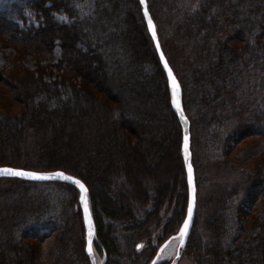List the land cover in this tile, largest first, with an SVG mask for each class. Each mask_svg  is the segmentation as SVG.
<instances>
[{"label": "trees", "instance_id": "16d2710c", "mask_svg": "<svg viewBox=\"0 0 264 264\" xmlns=\"http://www.w3.org/2000/svg\"><path fill=\"white\" fill-rule=\"evenodd\" d=\"M146 5L163 54L181 86L195 175L198 166L208 162L224 163L240 175L238 182L217 189L203 201L209 209L205 227L212 236L207 245L200 240L195 231L196 212L187 251L192 252L195 264H264V0H146ZM80 12L85 15L81 17ZM56 15L66 21L57 20ZM101 23L114 32L105 38L95 35L90 42L89 33L96 34V25L102 31ZM118 25L125 32L117 31ZM47 30L54 31L46 40L47 46L52 41L49 49L41 38ZM122 41L125 46L120 51L108 49ZM8 46L16 55L8 67L0 68V84L23 111L7 113L2 109L10 101L0 102V167L38 173L62 171L81 180L92 200L105 264H118L114 226L130 232L132 239L149 242L152 230L166 225L160 221L161 211L175 209L172 184L168 193L156 195L153 183L154 188L146 191V205L143 189L132 195L120 189L116 196L111 190L114 172L122 171L119 173L127 182L132 172L117 168L113 157L134 150L139 136L151 132L150 138L165 142L161 144L165 151L167 143L173 147L181 174L179 192L175 191L180 203L177 220L169 221L157 244L176 234L188 201L182 130L139 1L0 0V48ZM56 47L60 56L53 62ZM26 50L35 56L34 68L22 64ZM71 53L85 68L99 72L107 68L108 75L98 84L80 72ZM175 56L179 60L174 63ZM50 76L53 79L47 80ZM60 87L78 92V98L89 107L74 115V101L67 96L58 106L46 108L37 89L51 90V98ZM47 125L57 126L50 143L44 138ZM62 137L66 141H61ZM31 142L39 151L38 163L27 162L34 154ZM241 143L244 148L231 158ZM49 146L54 147V153L67 151L78 156L88 175L73 173L63 164L41 168L40 160L50 154ZM139 172L147 176V171ZM195 179L198 202L201 181ZM5 180L8 184L0 186V264H72L66 262L68 256L59 253L66 255V235L71 237L70 225L81 214L77 190L60 182L16 178L0 182ZM134 183L130 185L133 192ZM51 202L57 205L56 217L50 216ZM50 240L55 248L43 251L42 246ZM79 244L76 251L83 258ZM137 260L129 263H140Z\"/></svg>", "mask_w": 264, "mask_h": 264}, {"label": "rangeland", "instance_id": "374dc122", "mask_svg": "<svg viewBox=\"0 0 264 264\" xmlns=\"http://www.w3.org/2000/svg\"><path fill=\"white\" fill-rule=\"evenodd\" d=\"M87 4L88 3L85 4L86 8L89 7V5H87ZM82 15H85V14L80 12L81 17H82ZM56 19L59 21H66V19L64 17L59 16V15H56ZM30 21L35 23V21L32 17L30 18ZM117 23L118 22H116V24ZM119 24H120V22H119ZM101 27H102V31L99 30L98 26L96 25L95 26L96 34H94L93 32L89 33L88 40H90V42H91V40L94 39L93 36H95V35H97L98 37L105 38L107 35L114 32L109 26L106 27V25L104 23H101ZM80 29L85 30L86 28L85 29L80 28ZM49 31L47 30V32H45L44 35L41 36V38L43 39V44H44V46H46L47 49H49L50 46H52V41H51L50 45H48V46L45 45L47 37L50 34H53V32H54L51 30V32L49 33ZM117 31L125 32V28L122 25H118ZM68 40H65L67 44H68ZM124 46H125V43H124V41H122L120 44H117L114 47L112 45H110V47L108 46V49L110 48L114 51H117V50L120 51L119 49H123ZM66 49H68V48H66ZM104 50H105V52L107 51L106 49H104ZM15 55H16L15 52L13 51V49H11L10 46H8L6 48L1 47L0 48V68L8 67L9 60L12 57H14ZM101 55L103 56V58H105L104 52H102ZM21 56H22L21 60L23 61L22 64L24 63L25 66H28L30 68H34L35 56L33 55V52H29L28 50H26L23 52V55H21ZM59 56H60V51L56 47L53 51V62H55L59 58ZM70 57H72L75 60V62L77 64V66L79 67L81 73H85L89 77L94 78L97 83L98 82L101 83V81L103 80V75H108L109 70L107 68L104 71L100 70V72L97 70L92 71V68L91 69L85 68V65H84L85 63L78 60L76 55L71 53ZM175 59H176V61L179 60L175 56V58L173 59L174 63H175ZM53 71H54L53 73H55V70H53ZM134 78H136V77L134 76ZM46 79L52 80L53 76L47 77ZM139 81H140V78H139ZM37 90L40 91V96H38V97H40V102H42V104L46 108H49V109H51L53 106H58V104H59L58 102L60 100L63 101L65 98H67V96H69V98H72V100L74 101V102H71V103H73L74 107H76L74 115H76L79 110L84 109V108L86 109L89 107L88 102H85L84 100H80V98H78V92H76V91L69 93V91L67 89L60 87V92L59 93L57 92V96L52 95V97L50 98L51 90L47 91V88H45L44 90L43 89H37ZM75 93L77 94V96L74 95ZM57 97H59V100ZM75 97H77V99H75ZM9 98H10V93H9L8 89L5 88L4 84L3 85L0 84V102L3 103V99H5L6 101H8V100L10 101ZM45 99H47V101H45ZM19 102L22 103V100H20ZM0 107H2V105H0ZM2 110L7 112V113H10V114H12V113L19 114L23 111V107L20 105V103L14 102V100H12V101H10L9 104H7V106H3ZM60 127H62V125H60L58 127V129H60ZM56 128H57V126L51 127L49 125H47L45 127L44 138H45V140L48 141V143H50L51 138L53 137L54 131ZM135 130L138 132V134L142 133L141 128L135 127ZM150 136H151V132H148L147 134H141L139 136L138 141H137V143H138L137 147L134 148V150L126 151V153L121 152V154H119V156H117V154H116V156H114L115 158L113 157L115 165L117 166V168L118 167L119 168L125 167V168H127V170L131 169L130 171H132V172L129 174L127 171V174L130 175V176H128L130 179L129 178L127 179L128 182L125 180V178L122 177V174L119 173V172H122L119 169L117 172H114V175H112V176L110 175L111 176L110 181L113 183V186H112L113 188L111 190H113V193L116 196V194L119 192L120 189L124 190L126 195H132V193L137 194L140 191L142 192V189H143L145 191V196H146V200H145L146 202H144V205H146L149 201V196L146 194V191L148 189H152L156 185V188L158 191V193L156 192V195L160 194V192H162V193L165 192V194H166L170 191L169 186H170V184H172L173 189H174L172 191L173 196L175 195V197H176L175 209L173 207H170V208L165 207L161 211V213L159 214V217H161L160 221L162 224L165 223L166 225L163 228L160 225H158L156 228H154L151 232V238H150L149 242L144 241L143 239H140V238L136 239V240L132 239L133 235L130 232L123 230L118 226H114L113 227V229L115 231L114 238L116 239V241L118 243L117 249L119 250V253H120V258H119L118 264H151L157 250L167 240H169V242L161 251V254H160L156 264H169L170 261L175 257L176 252H177V248H178V245L180 242V238L178 236V232L180 229L179 228L178 232L176 234L171 235L170 237L165 239L163 242L160 243V245L157 244V241H158L160 235L162 233H165V231L169 228V226H170L169 221L172 223V221L175 222L177 220L178 208H179L178 205L180 203H179V196H177L175 194V191L178 190L179 184H181V174H180V164H179V161L176 160V156L174 154L173 147L170 146L169 143H167L166 147L168 148V146H169V148L168 149L166 148L167 150L165 151V149L162 147L163 143H165V142L161 143L157 140H154L152 137L150 138ZM170 136H172V135H170ZM171 138H169V139L171 140ZM61 141H63V142L66 141V137H62ZM31 144H32V146L29 145L30 148L33 147V149L31 148V153L33 151L34 154L30 155L27 153L28 155H30L32 157V158L31 157L28 158L29 161H27V162L28 163H30V162L31 163L32 162L38 163L39 161H38L37 156H38L39 151L37 152V148L35 146H33L34 145L33 142H31ZM242 144L244 145V143H241L240 145H238L236 147V151L230 155L231 158L235 157L236 152L238 150L240 151L242 148H244ZM18 148H20V147H18ZM27 148L28 147L24 145L23 149L25 150V152L27 151ZM52 149H54V147L51 148V146H49V153L50 154L46 157L45 160H43V161L40 160L41 161L40 165L42 166L41 168H44V169H45V167L54 168V167L61 166L63 164L66 168L71 170V172H73V173L81 174L84 176L88 175L86 173V171H84V169L82 167H80L79 164H82V161L78 156H74L70 152H67V151H63V152L61 151L59 154H57V153H54L52 151ZM21 152H22V150H21ZM31 160H33V161H31ZM140 169L147 171V176L144 175L142 172H139V171H142ZM94 175H98V174L94 173ZM194 175H195V173H194ZM195 178H197V180L201 181V185L199 188L200 191L197 192V194L200 193L198 202L196 199V209L197 210L195 209V213L197 212V217H198L199 221H198V225H197V228L195 231L199 235L200 240L202 242L204 241L205 245H207L206 243H208V241L211 239L212 235L209 234L207 228L205 227L204 220L208 216L209 209L207 210V207L205 206L203 201L206 199L207 196H209V194L216 191L217 189L222 190V189H224V187L233 185L236 182H238L240 180V175L238 172H235L233 169L228 168L224 163L208 162V163H204V164H201L200 166H198V174ZM195 181H196V179H195ZM129 182H130V184H129ZM131 183H134L133 188H134L135 192H133V189H131V186H130V185H132ZM153 183H155L154 186H153ZM7 184H8L7 180L0 182V186H2V187H5ZM87 191H88V189H87ZM177 192H179V190ZM115 198H117V197H114V199ZM171 198H172V196H171ZM197 198H198V196H197ZM88 200H89L90 211H91L92 218H93L92 202H91L92 200H91L89 193H88ZM168 204L170 205L171 202H169ZM51 206L53 207L54 211L51 210L50 216L53 217L52 215L54 214L56 217V208H57L56 206L57 205L54 202V203H52ZM135 212H138V211L135 210ZM57 214H58V212H57ZM170 217H172L174 220L173 219L169 220ZM70 228L72 229L71 237H70V235H66V238H65V243L68 247V250L66 251V255L64 252L60 251V253H59L60 256H62L63 258L64 257L66 258V256H68L69 258H67L66 262L70 261V263H72V264L73 263L74 264H90L88 258L84 254L85 234H84V226H83V220H82L81 214L75 220V222L72 225H70ZM95 230H96V227H95ZM190 235H191V233H190ZM77 243L78 244L80 243L79 247L82 248L83 255L86 259H84V257L82 258L81 256H79L80 254L77 253V251H76V247L78 245ZM75 244H77V245H75ZM54 246L55 245L50 240V241L46 242L45 245L42 246V249H43V251L48 252L49 249H51V247H54ZM155 246H157V247L155 250V254L153 255L152 250H154L153 248H155ZM186 246H187V244H186ZM79 247H78V249H79ZM93 252H94V258L96 260V263L97 264H105L106 254L104 252V249L100 246V243L97 240V234L95 236V240L93 243ZM133 253H135L136 256H134ZM133 258L136 260L139 259L140 263H137V262L136 263H129V261H131ZM57 260H58V258H57ZM84 260H86V262ZM61 261L63 262V260H61ZM5 264H8V263L6 262ZM60 264H61V262H60ZM178 264H195L194 257L192 256V252L187 251V247H185L181 258L178 261Z\"/></svg>", "mask_w": 264, "mask_h": 264}, {"label": "water", "instance_id": "95a60500", "mask_svg": "<svg viewBox=\"0 0 264 264\" xmlns=\"http://www.w3.org/2000/svg\"><path fill=\"white\" fill-rule=\"evenodd\" d=\"M138 1L140 3V0H138ZM146 7H147V5H146ZM144 8H145V5H141L142 16H143L148 34H149V36L153 42V46L155 48L161 69H162L164 76H165V79H166L167 90H168V94H169V100H170L171 108H172L173 112L175 113V115L177 116L179 123H180V126H181V130H182V146H181V149H182V157H183L184 168H185V173H186V183H187V189H188V201H187L185 217H184V220L180 226V229L184 226V222L186 220L188 221V228H187V234L184 237L183 246H181V241H180L178 248H177L176 255L169 263V264H178V261L183 254V251L186 247L188 238H189L191 230H192V226H193L194 218H195V209H196L195 175H194V168L191 164V151H190V131H189L190 124H189V121H188V119L184 113L183 106H182V90H181L180 83H179L175 73L171 69L170 65L168 64L166 57L163 54V51L161 49V46H160V43L158 40V36L156 33V28H155L154 22L152 21L153 25H154L155 33H156L155 39L153 38L152 31L148 27V20H147V18L144 17ZM149 16H150V14H149ZM157 45H159V47H157ZM161 57H163V59ZM166 64H167V67H165ZM169 71H171V76L169 75ZM173 81H175V84L177 85V87L175 89V99H176V103L179 104V110L177 109L176 104L173 103V91H174L173 90ZM186 137H187V141H185ZM4 168L14 169L11 167H0V169H4ZM15 170H21V169H15ZM22 171H25V170H22ZM26 172H33V171H26ZM35 173H37L41 176H44L46 178H44V179H33L31 177H17V176H12V175H7V174H0V179L16 178V179H20V180H24V181H31V182H44V183L60 182V183H64V184H67V185L74 187L78 192L77 202H78V205L80 208L81 217H82L83 226H84V234H85L84 254L88 258L90 264H97L96 260L94 258V252H93V243H94L95 236H96V230H95V225H94V221L92 218V214L90 211L89 200H88V191L82 193L79 185L73 183L72 180L64 179V176L72 177L73 180H79V179L75 178L71 175H68L62 171H51V172H40V173L35 172ZM58 173H63V176L58 175ZM80 182H81V184L84 185V183L82 181H80ZM84 188L87 190L85 185H84ZM82 195L84 196V200L81 199ZM85 202L87 204V220H86V214H85ZM190 203L192 205L191 216H189V204ZM89 222H90L91 231H92L91 253L89 252V238H88ZM180 229H179V232H180ZM179 232H178V236H179ZM168 242H169V240H167L166 242H164L163 245L160 246V248L157 250L151 264L157 263V260L161 254V251L167 245Z\"/></svg>", "mask_w": 264, "mask_h": 264}, {"label": "snow or ice", "instance_id": "6c2138e0", "mask_svg": "<svg viewBox=\"0 0 264 264\" xmlns=\"http://www.w3.org/2000/svg\"><path fill=\"white\" fill-rule=\"evenodd\" d=\"M140 4L141 5H145L144 8V17L147 18L148 20V27L149 29L152 31L153 34V38L155 39V29H154V25L152 22V19L149 16V12L148 9L146 7V0H140ZM77 7H80V5H77ZM157 47H159V45H157ZM163 59V57H161ZM165 67H167V64L165 65ZM169 75L171 76V71H169ZM177 85L175 84V81H173V103L176 104L177 109L179 110V104L176 103V99H175V89H176ZM185 141H187V137L185 138ZM0 174H7V175H12V176H17V177H31L33 179H44L46 177L41 176L35 172H26V171H22V170H15V169H10V168H4V169H0ZM58 175L63 176V173H58ZM64 179L66 180H72L73 183L79 185V187L81 188L82 193L86 192L87 190L84 188V185L81 184V182L79 180H73L72 177H68V176H64ZM81 199L84 200V196H81ZM191 211H192V205L191 203L189 204V216H191ZM85 214H86V220H87V204L85 202ZM187 228H188V221L186 220L184 222V226L180 229L179 232V238L181 241V246H183L184 243V237L187 234ZM88 238H89V252L91 253V238H92V231H91V225L89 222V234H88Z\"/></svg>", "mask_w": 264, "mask_h": 264}]
</instances>
